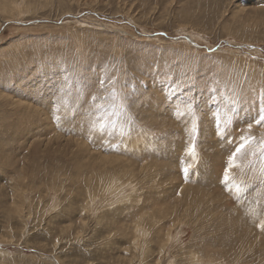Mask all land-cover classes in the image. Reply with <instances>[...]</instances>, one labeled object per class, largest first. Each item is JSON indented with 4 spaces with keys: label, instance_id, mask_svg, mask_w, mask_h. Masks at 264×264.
Returning a JSON list of instances; mask_svg holds the SVG:
<instances>
[{
    "label": "rangeland",
    "instance_id": "rangeland-1",
    "mask_svg": "<svg viewBox=\"0 0 264 264\" xmlns=\"http://www.w3.org/2000/svg\"><path fill=\"white\" fill-rule=\"evenodd\" d=\"M262 94L264 0H0V264H264Z\"/></svg>",
    "mask_w": 264,
    "mask_h": 264
},
{
    "label": "snow or ice",
    "instance_id": "snow-or-ice-1",
    "mask_svg": "<svg viewBox=\"0 0 264 264\" xmlns=\"http://www.w3.org/2000/svg\"><path fill=\"white\" fill-rule=\"evenodd\" d=\"M108 83L113 84L112 91L109 93V95L104 96L100 100H98V98L95 95L92 97V100L96 102L93 105L95 109V113H94L95 119L92 122V129L95 130L96 125L99 124V131L102 135L105 134L112 135L118 133L121 137H123L126 134V132L127 134H130V130H131V117L127 116L128 113V107L126 104L127 98L118 95L117 91L115 90L113 81H108L106 80V78H101L98 80V86L100 89H104L106 87V84ZM58 110L59 109H57V111ZM176 114L178 116L183 115V113L180 111L179 108H177ZM57 119H59V117H57ZM253 123L257 125L264 123V94H262L260 98V107L257 118H255L252 123H249L247 127L251 129ZM219 126H220V118H219V114H217L218 134H220ZM249 139L250 138L248 137L242 138V140L245 141ZM244 147L245 144L241 143L235 149V151L230 155L229 165L228 168L225 170V174H224L225 182H227L229 179V171L233 168L238 167L237 164L235 163L236 157L237 154H239ZM262 151H264V144H262ZM189 154L192 155L193 159H195L194 146L189 149ZM189 167L191 166L189 165L188 167L183 168L185 178H187ZM262 175H264V173H262ZM241 190L242 189L239 186H236V191L238 193ZM261 227H264V224H262Z\"/></svg>",
    "mask_w": 264,
    "mask_h": 264
},
{
    "label": "water",
    "instance_id": "water-1",
    "mask_svg": "<svg viewBox=\"0 0 264 264\" xmlns=\"http://www.w3.org/2000/svg\"><path fill=\"white\" fill-rule=\"evenodd\" d=\"M177 38L189 40L186 36H180V37H177Z\"/></svg>",
    "mask_w": 264,
    "mask_h": 264
}]
</instances>
